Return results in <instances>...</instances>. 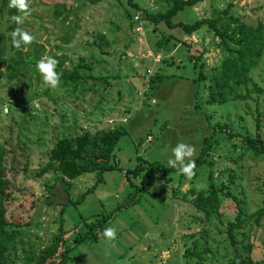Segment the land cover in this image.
<instances>
[{
    "label": "rangeland",
    "instance_id": "obj_1",
    "mask_svg": "<svg viewBox=\"0 0 264 264\" xmlns=\"http://www.w3.org/2000/svg\"><path fill=\"white\" fill-rule=\"evenodd\" d=\"M133 1L137 6L128 0H29L31 16L19 26L36 40L21 48L31 52L42 46L40 59L58 61L60 82L52 89L40 73L31 71L19 82L0 78V141L7 150V177L14 184L7 190L5 213L11 222L8 264H35L60 219L71 245L104 214L109 218L95 239L82 237L63 264H190L197 256L188 257L185 249L195 239L212 252L205 264H227L233 250L227 222L235 219L239 206L244 219L237 237L250 241V254L264 264V222L255 224L249 215L264 200V153L245 149L241 136L216 133L218 144L208 156L215 160L213 176L218 184L230 185L236 199L224 196L219 212L207 217L192 202L197 191L208 187L207 162L196 164L191 179L153 165L149 183L138 192L132 190L145 169L138 176L125 174L144 159L168 166L172 149L181 142L194 146L197 155L203 136L217 122L241 132L259 130L264 137V52L249 70L247 83L237 86L236 91L247 95L213 102L207 99L208 78L193 77L200 62L206 69L220 63L225 54L220 37L207 24L190 34L164 22L154 28L143 18L142 8L160 10L169 0ZM8 3L0 0V32L6 38L17 27ZM203 16L219 18L217 26L228 30L239 23L235 17L264 25V0H199L184 6L173 20L192 22ZM164 35L169 38L158 45L156 40ZM181 39L195 43L190 46ZM10 53L7 46L5 55ZM189 53L197 55L195 64ZM77 63L84 73L96 74L85 79L86 87L64 78ZM118 121L127 132L114 151L117 166L105 169L98 181L94 172L70 178L68 195L57 170L38 174L60 135ZM108 227L116 229L115 241L104 238Z\"/></svg>",
    "mask_w": 264,
    "mask_h": 264
},
{
    "label": "trees",
    "instance_id": "obj_2",
    "mask_svg": "<svg viewBox=\"0 0 264 264\" xmlns=\"http://www.w3.org/2000/svg\"><path fill=\"white\" fill-rule=\"evenodd\" d=\"M128 1L132 5L137 6V3L133 0ZM197 1L199 0H169L163 9L155 11L143 7V18L153 22L154 28L157 23L164 22L169 27L182 28L186 34H190L200 29L204 24H207L209 28H212L214 34L220 37L219 43L224 49L225 54L218 65L208 67L207 69L206 67H201L204 64L200 62L198 74L196 77H193V80L197 81L206 77L208 78L207 87L210 92L207 99L213 102L222 103L232 97L236 98L247 95L236 91V89L242 82L247 83L249 70L259 61L264 52V25L261 22H258L256 25L246 24L244 20H239L235 17L233 19L239 21V23L233 26L231 30H228V27L221 28V26H217L216 23L219 18L209 16L196 18L192 22L173 20V16L183 9L184 6L192 5ZM56 5L59 6L60 4L57 3ZM10 11L12 15L18 14L14 8H11ZM60 14V10H57L56 16ZM9 28H14L13 23L9 25ZM11 32L7 38L4 33L0 32V78L5 77L7 82L13 83L21 81L22 78L27 76L29 71L39 74L36 65L43 54V47H34L31 52L23 51L22 48L16 49L12 45ZM168 38V35H164V37L157 39L156 43L162 45ZM229 39L236 45H231ZM181 41L190 46L195 43L194 40L181 39ZM7 46L11 50L9 55H5ZM199 55H202V50H200ZM189 57L195 64L197 55L189 53ZM82 67L84 66L77 63L72 67L70 74L65 75L64 78L72 79L76 84L86 87L84 85L85 79L96 74H90V72L84 73ZM153 75L150 77L151 82L154 80ZM259 88L262 87L258 86L257 89ZM233 91L235 92L233 93ZM256 120L257 125H259L258 115L256 116ZM218 131L227 134L229 138L234 137V135L241 136L240 141L246 146L245 149H249L255 154L264 153V137L259 130L255 133H250L246 130L241 132L229 127L227 123L218 122L212 126L211 131L203 136V144L199 153L192 158L196 164L207 162L209 165L207 176L209 180L208 187L197 191L192 199L196 209L202 212L205 217L219 212L224 196H232L236 199V195L232 192L230 185L225 182L218 184L216 178L213 176L215 160L213 157L209 158L208 156L214 145L218 144L219 138L216 136ZM126 132L127 127L122 121H118L113 126L94 128L93 131L83 128L82 131L62 134L52 143L48 158L41 165L38 174L41 175L49 170H57L59 172L57 178L63 182L64 190L67 193L70 187L68 179L79 176L84 172H94L98 181L105 169L117 166L114 151L119 138ZM233 143L237 142L234 141ZM6 152L4 143L0 141V264H8L11 249L8 241L11 234L8 227L11 222L6 218L5 213L8 208L9 198L7 190L13 188L14 184L7 177V168L4 164ZM243 152L240 153L242 154ZM144 160L139 161L132 168L125 170L126 175L131 173L134 176H138L140 171L145 169L141 175L140 184L136 185L132 191L138 192L149 183L150 171L153 165L161 166L165 171L178 170L177 168L169 167V165L165 166L156 160L153 162H144ZM224 171L225 169H222L220 173L222 174ZM48 188L51 189V186L48 185ZM88 189L89 187L86 191ZM52 194L51 192L49 198L52 197ZM83 195L84 193L76 200L81 199ZM69 200L70 197L68 198ZM243 215L244 210L239 206L235 219L228 220L227 222L226 232L233 249L231 256L227 260V264H262L263 259L253 258L250 254L252 243L250 241L244 242L237 237V231L243 226ZM249 215L252 217L253 223H263L264 200ZM108 218L107 214L100 217L97 216L91 221L84 235L75 236L74 242L71 245L67 244L65 230L60 219L58 231L51 235V239L40 251L35 264H63L73 245L77 244L82 237H86L87 235L90 239H95L97 231L104 228ZM239 233L245 235L244 230L239 231ZM239 242L241 246L238 245ZM185 254L188 257L191 255L197 256L196 260L190 264H205V258L212 256L209 248L199 247L197 239L194 240L193 245L186 247Z\"/></svg>",
    "mask_w": 264,
    "mask_h": 264
},
{
    "label": "clouds",
    "instance_id": "obj_3",
    "mask_svg": "<svg viewBox=\"0 0 264 264\" xmlns=\"http://www.w3.org/2000/svg\"><path fill=\"white\" fill-rule=\"evenodd\" d=\"M8 7L16 9L18 13L11 17V20L17 25L11 32L13 47L20 49L22 45L27 46L32 44L36 40V37L19 26L23 25L25 20L31 16L29 0H9ZM57 64L58 61L56 59L45 57L40 59L36 65L43 82L52 89L57 88L60 82V74L56 71ZM172 155L174 158L168 160L169 167L177 168L181 174L191 179L195 175L194 170L196 168L195 160L192 159L196 155L195 147L182 142L178 143L172 149ZM103 236L109 242L115 241L116 229L113 227L106 228Z\"/></svg>",
    "mask_w": 264,
    "mask_h": 264
},
{
    "label": "built area",
    "instance_id": "obj_4",
    "mask_svg": "<svg viewBox=\"0 0 264 264\" xmlns=\"http://www.w3.org/2000/svg\"><path fill=\"white\" fill-rule=\"evenodd\" d=\"M138 17V16H137ZM115 119V118H114ZM113 121V120H112ZM149 135V138H151V135L150 134H148Z\"/></svg>",
    "mask_w": 264,
    "mask_h": 264
}]
</instances>
